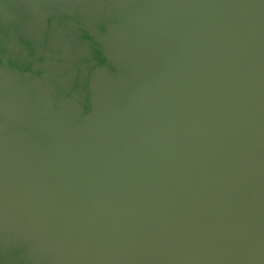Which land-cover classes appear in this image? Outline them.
Here are the masks:
<instances>
[{
  "label": "water",
  "instance_id": "water-1",
  "mask_svg": "<svg viewBox=\"0 0 264 264\" xmlns=\"http://www.w3.org/2000/svg\"><path fill=\"white\" fill-rule=\"evenodd\" d=\"M0 264H264V0H0Z\"/></svg>",
  "mask_w": 264,
  "mask_h": 264
}]
</instances>
